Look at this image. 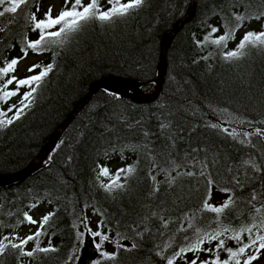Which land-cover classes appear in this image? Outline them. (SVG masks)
Returning <instances> with one entry per match:
<instances>
[{"label":"trees","instance_id":"16d2710c","mask_svg":"<svg viewBox=\"0 0 264 264\" xmlns=\"http://www.w3.org/2000/svg\"><path fill=\"white\" fill-rule=\"evenodd\" d=\"M43 2L30 0L16 14L0 18V28L7 26L5 31H0V60L22 55L20 47L25 34L30 39L36 38L25 13L35 12L38 5L37 18H42ZM191 3L192 0H145L139 10L124 19L111 24L92 22L76 34L56 56L55 66L31 106L11 125L0 127V177L30 167L56 131L89 96L94 85L108 79L131 82L138 90L152 96L158 86L164 37L187 17ZM219 12H228V0H195L193 16L169 49L162 89L153 102L138 104L123 99L119 88L97 91L62 133L59 147L36 167L34 174L23 182L0 188V205L3 206L0 208V236L13 232L19 235L23 229L33 227L17 221L23 219L22 213L35 202L37 206L29 212L32 217L40 208L46 210L45 214L55 213L46 225V234L40 237L41 246H47L51 238L52 245L58 248L56 252L37 253L34 258L19 260V250L8 248L0 255V264H21V260L22 264H65L66 261L74 264L83 246L76 240L77 231L83 229V216L88 217V222L92 217L105 221L106 227L101 230L110 237L108 253L117 252L114 241L129 247L133 242L138 245L131 251L121 248L115 260L104 259L98 253L96 261L100 264H166L162 255H169L171 250L165 249L158 255L160 249L156 247L163 245L165 238L158 234L137 237L129 225L151 211L165 209L164 215L176 220L168 230L171 235L182 214L194 212L201 205L207 189L202 181L185 176L178 178L171 188L161 185L160 191L150 197L153 181L149 177L151 164L145 154L146 144L158 154L156 158L161 163L168 154L178 162L190 161L193 156L205 161L214 179L228 187H232L228 183L231 175L228 167L251 156L262 166V171L252 172L247 165L239 169L237 174L242 179L246 170L252 179L243 189L235 188L240 202L237 209L226 210L224 219L234 227L248 222L250 208L244 198L253 188H264V142L252 136L251 143H241L243 136L234 140L207 125L221 123L223 127L241 132L264 128V124L259 123L264 121V51L250 49L244 58L229 63L220 58L214 46L198 47L196 41L210 31L208 25L219 24L220 17L214 14ZM13 16L14 22L8 23ZM262 24L264 18L246 22L236 33V40L229 41L228 49L235 48L245 31H259ZM209 51L213 56L201 59ZM29 55L45 64L53 59L51 52L36 55L29 51ZM31 74L27 72L20 78ZM26 90L21 89V95ZM123 90L130 92L127 87ZM20 99L18 95L7 102L0 100V109L6 110ZM221 109H227L232 116L221 115ZM12 115L8 113L4 119ZM232 117L244 123H228ZM247 121L253 123L249 125ZM161 123L168 127L161 129ZM192 149L197 151L193 153ZM100 165L107 166L112 174L126 165H134L136 171L128 177L124 190L109 194L97 181ZM163 179V174L156 176L157 181ZM101 180L107 182L106 178L101 177ZM214 192L226 196L213 187L211 197ZM9 210L15 215L10 216ZM94 210L100 214H94ZM213 217V213H201L199 223L207 228ZM157 225L158 221L153 218L150 221L153 233ZM181 235L177 234V245L181 243ZM227 243L233 246L231 241ZM25 247L31 250L34 243L29 242ZM225 255L221 253L222 258ZM257 255L258 258L264 255V249ZM192 258V253L187 254L188 260ZM206 258L205 253H200L201 260ZM175 264H184V261L177 259Z\"/></svg>","mask_w":264,"mask_h":264},{"label":"snow or ice","instance_id":"6c2138e0","mask_svg":"<svg viewBox=\"0 0 264 264\" xmlns=\"http://www.w3.org/2000/svg\"><path fill=\"white\" fill-rule=\"evenodd\" d=\"M31 2L35 3V0H31ZM29 3L30 0H0V6H3L0 9V18L9 13L16 14L22 6ZM144 3L145 0H103V2L102 0H63V6L56 16L52 14L51 5L42 18H37V13L40 11L38 5L35 12L25 13L26 22L30 26L31 31L37 35L35 39H30L27 34L23 36L20 47L21 56L13 57L11 60H0V93H2L0 100L7 102L12 97L21 96L17 104L9 105L6 110L0 109V127L11 125L31 106L35 94L49 73L52 72L56 56L59 55L60 50H63L72 42L76 34L80 33L92 22L111 24L118 19H124L134 11L139 10ZM214 14L219 15L220 22L218 25H208L210 31L203 36L202 40L196 41L198 47L203 48L208 44L214 46L220 58L229 63L233 60L244 58L250 49L264 51V24L261 25L259 31H245L236 43L235 48L228 49L229 41L236 40V33L245 26L246 22L250 23L252 20L264 18V0H228V12ZM14 19L15 17L13 16V19L8 23H13ZM6 28L7 26L0 28V31H5ZM218 33L219 35H217ZM12 47H15V45ZM29 51L36 55L51 52L53 59L46 64L42 61L33 63L27 69L28 73L32 74L24 78H18L14 73L19 62L29 55ZM212 56L213 52L209 51L201 59L207 60ZM12 85L14 87L10 88ZM24 88L27 90L21 95V89ZM8 113H13V115L8 119H4ZM219 113L221 115L227 114L229 117L232 116L227 109H221ZM228 123L241 124L244 121L232 117L228 120ZM246 123L251 125L253 122L247 121ZM259 123L264 124V121ZM207 126L222 131L234 140L243 136L245 139L241 140V143H251L250 137L252 136H257L264 142V128L255 127L252 131L241 132L236 128L223 127L221 123L210 122ZM167 127L168 125L164 123L160 125L161 129ZM147 135L145 133V136ZM196 151L197 149H192L193 153ZM145 154L151 164L149 177L153 181V187L149 193L150 197H154L160 191L161 185L171 188L178 178L185 176L194 178L197 182L202 181L206 186L207 195L196 211L182 214L179 218L178 226L171 235H168V230L171 224L176 223V220L166 217L164 215L166 210L161 209L159 211H151L148 215L142 216L134 225H129L135 236L143 238L146 234L153 236L158 234L160 237L165 238L164 244L156 247L160 249V252L157 253L158 255L162 254L165 249L171 250L169 255H162V259L166 261V264H175L177 259L183 260L184 264H253V261L258 259L257 254L264 249V188L261 190L253 188L249 195L244 198V202L250 208L247 223L241 222L234 227L231 223L226 224L224 219L226 210L237 209L240 202L241 198L235 195V188L243 189L252 179L251 176L247 175V170L242 179L237 174L239 169L247 165L252 172L260 173L262 171L260 164H257L250 156L247 160L241 161L237 165L229 166L227 171L231 175L228 183L232 187H228L221 186L220 182L214 179L208 163L197 160L195 156L190 161L178 162L171 154H168V158L161 163L156 158L158 154H154L147 144L145 145ZM192 168H196V170H192ZM180 169L185 170L181 171ZM135 171L134 165H126L112 174L107 166L100 165L97 170V181L101 188L111 194L117 190H124L128 177L134 174ZM153 172H155V175H153ZM160 174L164 175V179L157 181L156 176ZM101 177L106 178L107 182L105 183L101 180ZM213 187H217L220 192L226 194V199L218 205H213L209 202ZM258 203L259 206H257ZM36 206L35 202L30 204L28 211L22 213L23 219L18 220L17 223L39 224V227L36 228L35 232L24 237L19 236L15 232L0 236V255H3L8 248L19 250L18 260L23 257L34 258L37 253L47 254L58 251V248L52 245L51 238H49L48 245L44 247L41 246L40 240V237L46 234V225L49 224L55 213L48 212L37 221L29 214L31 209ZM2 207L0 205V208ZM85 207H88V205H85ZM205 212L214 214L211 224H215V227H211L210 224L206 228L199 223L200 214ZM8 214L10 216L15 215L11 210H9ZM94 214L100 213L94 210ZM241 215L244 214L242 213ZM153 218L158 221L155 233L150 227V221ZM81 222L83 229L77 231V243L83 245L86 238L91 239L100 257L104 259L115 260L121 248L131 251L138 247L135 242L129 247L114 241L117 252L108 253L103 250V244L109 241L110 237L107 232L101 230L106 227L105 221H97L96 230L89 226L87 216H83ZM177 234H182L180 236L181 243L178 245L176 244ZM97 238L99 239L97 240ZM228 241H231L233 246H228ZM29 242L34 243V247L31 250H27L25 247ZM205 244H208L209 247L205 248ZM213 244L214 246H212ZM202 252L205 253L206 259H200V253ZM189 253L193 254L191 260L187 259V254ZM221 253L226 255L222 258ZM242 257L244 258L243 260H241ZM69 260H72V257H69ZM65 264H68V262L66 261ZM94 264H100V261L97 260Z\"/></svg>","mask_w":264,"mask_h":264},{"label":"water","instance_id":"95a60500","mask_svg":"<svg viewBox=\"0 0 264 264\" xmlns=\"http://www.w3.org/2000/svg\"><path fill=\"white\" fill-rule=\"evenodd\" d=\"M194 11H195V0H192L191 7H190L187 17L184 20L177 23L175 27L173 28V30L164 37L162 52H161V57H160V65H159L158 86H157L156 92L152 96H149L146 93L138 90V88L131 82H121L115 79H108V80H104L94 85L90 91L89 96L75 109V111L66 120V122L56 131L53 138L46 145V147L41 152V154L38 156V158L30 165V167L18 173H15L9 176L0 177V188L18 184L28 179L30 176H32V174H34L36 170V167L41 162H43L49 154H51L54 151V149L56 148L62 136V133L71 125V123L80 113V111L90 102L93 95L97 91L103 88H119L120 95L123 99H130L138 104H145V103L153 102L158 97L162 89L164 77L167 72L166 59H167V54L169 52V49L173 41L175 40L177 34L182 30L183 26L193 16ZM124 87L129 88L130 92H126L125 90H123ZM97 256H98V252L94 247L93 241L89 238H86L80 250L78 258L76 260V264H94V262L97 259Z\"/></svg>","mask_w":264,"mask_h":264},{"label":"rangeland","instance_id":"374dc122","mask_svg":"<svg viewBox=\"0 0 264 264\" xmlns=\"http://www.w3.org/2000/svg\"><path fill=\"white\" fill-rule=\"evenodd\" d=\"M62 4H63V0H44V2L42 3V13L44 14L49 6H52V14L53 16L58 15L59 11L62 8ZM39 60L38 57L34 56V55H28L25 59L21 60L17 66V70H16V76L18 78L24 76L27 74V69L33 64V63H37ZM226 199V196H224L221 193H217L214 192L210 203L213 205H218L220 203H222L224 200ZM46 210L44 208H40L34 211L33 213V217L35 220L39 221L42 216L45 214ZM97 221H99V219L92 217L89 219V226L93 229L96 230L97 228ZM39 226V224L34 225L31 228H25L23 229L19 236L24 237L27 236L29 234H31L32 232H35L36 228ZM31 230V231H30ZM99 238H97L98 240ZM103 250L105 251H109L111 250V243L110 241H106L103 244ZM98 252V251H97ZM74 264H76V261L74 262ZM253 264H264V255H262L261 257H259Z\"/></svg>","mask_w":264,"mask_h":264}]
</instances>
